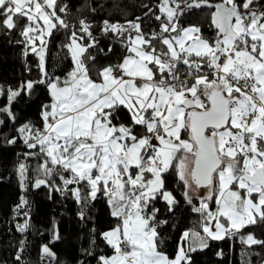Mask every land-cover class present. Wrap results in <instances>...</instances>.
<instances>
[{"label": "snow or ice", "instance_id": "snow-or-ice-1", "mask_svg": "<svg viewBox=\"0 0 264 264\" xmlns=\"http://www.w3.org/2000/svg\"><path fill=\"white\" fill-rule=\"evenodd\" d=\"M67 8L58 0H0V30L19 29L17 43L25 55L30 50L39 57L42 78L36 83L50 96L41 107L42 127L25 123L17 129L35 150L26 155L43 158L38 170L49 180L59 176L77 202L106 197L115 223L101 236L112 254L100 256L99 264H191L190 253L207 248L210 240L264 224V0H158L159 14L151 8L145 13L159 22V31L151 33L144 31L142 17L124 24L105 20L101 32L119 38L126 54L96 69L95 78L86 61L95 63L88 50L98 41L93 26L81 19L65 45L72 71L63 81L47 79L45 37L69 30L58 15H67ZM205 8L213 40L197 25L179 24L186 11ZM33 87L27 81L9 89V104ZM122 110L127 120L119 119ZM0 114L15 120L7 106ZM170 170L189 204L191 192L205 193L192 208L201 231H184L174 258L162 250L158 227L164 221L152 206L157 198L169 212L176 205L165 190ZM18 171L24 189L26 166L21 163ZM73 184H83L86 195L68 188ZM42 185L52 187L36 179L35 187ZM27 205L21 196L17 214ZM28 227L25 220L17 230ZM244 242L264 246L252 234ZM42 254L57 259L47 246Z\"/></svg>", "mask_w": 264, "mask_h": 264}, {"label": "trees", "instance_id": "trees-1", "mask_svg": "<svg viewBox=\"0 0 264 264\" xmlns=\"http://www.w3.org/2000/svg\"><path fill=\"white\" fill-rule=\"evenodd\" d=\"M58 3L68 6L67 15L59 12L58 15L66 19L70 28L54 30L46 38L44 68L47 79L59 78L63 81L72 71L71 54L65 45L70 42L71 31L79 28L81 19H86L93 26L92 34L98 41L95 48L88 50L96 58L95 63L86 61L93 71V78L96 69L115 64L126 54L119 38L101 32L105 20L124 24L127 20L142 17L146 33L159 31V22L155 17L151 13L145 15L149 8L159 14L156 8L158 0H58ZM179 24L184 27L197 25L205 38L215 39V31L209 25V10L206 8L186 11ZM21 39L19 29L11 33L0 30V108L7 106L15 113V120L0 114V120L4 121L0 124V264H99L100 256L112 254V249L101 236L115 223L106 197L98 194L95 201L89 200L87 204L77 202L71 192L64 189L59 176L49 180L38 170L43 158L26 155L35 150L25 146L17 131L25 123L36 128L42 127L41 107L50 102L48 89L44 84L36 83L42 78L39 58L30 50L25 55L24 45L17 43ZM27 81L34 82L32 91L22 92L9 104L8 90L18 89ZM119 119H128L126 110L121 111ZM13 138L16 139L15 143H7ZM21 163L26 166L24 189L18 171ZM38 178L47 180L52 187H35ZM164 179L165 190L173 194L177 203L171 212L162 198L154 200L152 206L159 210L158 219L164 221L158 227L162 250L174 258L182 233L186 230L201 231L200 216L192 212L193 207L199 206V198H193L192 204L187 202L184 185L175 171L165 173ZM57 186L64 190H55ZM68 188H80L82 197L86 195L83 184L69 185ZM21 196L27 199L28 205L17 214L15 209L20 204ZM25 220L29 227L21 233L17 225L23 224ZM242 232L252 234L257 240H264V224L250 225ZM208 243L207 248L190 253L191 264H264V246L259 244L244 246L235 236L210 240ZM44 246L55 254V261L49 257L42 258ZM18 252L21 256L19 261L16 260Z\"/></svg>", "mask_w": 264, "mask_h": 264}, {"label": "rangeland", "instance_id": "rangeland-1", "mask_svg": "<svg viewBox=\"0 0 264 264\" xmlns=\"http://www.w3.org/2000/svg\"><path fill=\"white\" fill-rule=\"evenodd\" d=\"M173 35H175V34H173ZM47 37H45V39H46ZM37 46L39 47V42L37 41ZM31 52V51H30ZM71 54V53H70ZM39 58V57H38ZM191 194V196L193 197V198H195V197H197V198H199L200 196H202V195H204L205 193L203 192V190H201V191H193V192H191L190 193ZM243 231V229L241 230V232H239V233H236V234H234V235H232V236H230V237H233V236H235V237H237L238 238V240L244 245V246H250V245H248V244H246L245 242H244V240L246 239V237L249 235V234H247V233H243L242 232ZM201 234H202V232H201ZM182 243V242H181ZM180 243V244H181Z\"/></svg>", "mask_w": 264, "mask_h": 264}]
</instances>
